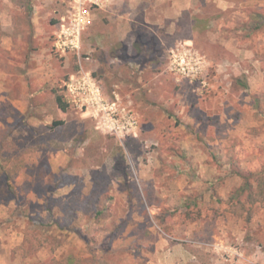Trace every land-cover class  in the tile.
Here are the masks:
<instances>
[{
	"label": "rangeland",
	"instance_id": "rangeland-1",
	"mask_svg": "<svg viewBox=\"0 0 264 264\" xmlns=\"http://www.w3.org/2000/svg\"><path fill=\"white\" fill-rule=\"evenodd\" d=\"M72 4L0 0V264H264V207L226 204L264 176V0H86L57 51ZM80 69L135 134L58 107Z\"/></svg>",
	"mask_w": 264,
	"mask_h": 264
},
{
	"label": "built area",
	"instance_id": "built-area-1",
	"mask_svg": "<svg viewBox=\"0 0 264 264\" xmlns=\"http://www.w3.org/2000/svg\"><path fill=\"white\" fill-rule=\"evenodd\" d=\"M85 1L73 0L67 22L59 23L54 33V46L57 51L79 50L81 32L86 23ZM181 68L184 70V67ZM63 94L70 105L92 117L101 132L119 138L135 134L138 120L130 103L121 102L117 97H105L100 84L90 72L80 69L70 75L64 82Z\"/></svg>",
	"mask_w": 264,
	"mask_h": 264
},
{
	"label": "trees",
	"instance_id": "trees-1",
	"mask_svg": "<svg viewBox=\"0 0 264 264\" xmlns=\"http://www.w3.org/2000/svg\"><path fill=\"white\" fill-rule=\"evenodd\" d=\"M259 25H257L258 27ZM55 101L58 107L65 111L68 106V102L64 97L63 92L55 94ZM258 108H261L256 103ZM264 116V109L259 111ZM54 126L62 124L61 120L53 121ZM241 182L235 186L228 198L226 199L227 208L230 212L238 215L245 214L246 218L249 219L251 215V206L255 203H259L264 207V176L261 173L246 172L238 174ZM218 201L221 199L218 198ZM103 208L95 209V214L98 215L103 212Z\"/></svg>",
	"mask_w": 264,
	"mask_h": 264
}]
</instances>
